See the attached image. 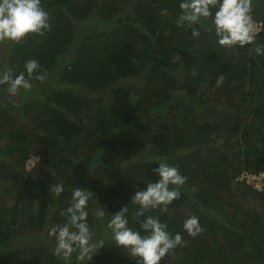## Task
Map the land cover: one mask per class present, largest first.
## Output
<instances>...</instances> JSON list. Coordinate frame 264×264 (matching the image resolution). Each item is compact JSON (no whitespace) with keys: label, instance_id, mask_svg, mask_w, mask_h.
<instances>
[{"label":"trees","instance_id":"trees-1","mask_svg":"<svg viewBox=\"0 0 264 264\" xmlns=\"http://www.w3.org/2000/svg\"><path fill=\"white\" fill-rule=\"evenodd\" d=\"M42 2L51 31L8 44L7 68L36 59L48 80L13 98L17 106L0 91V264H62L46 232L63 220L71 189L91 190L118 211L155 179L148 158L156 156L188 178L161 220L176 232L197 215L205 229L184 233L185 245L162 264H264V56L256 44L221 48L210 25L193 39L177 26L179 0ZM253 18L264 44V0H255ZM31 157L40 170L27 171ZM60 182L66 191L53 201L49 187ZM91 264L135 262L111 245Z\"/></svg>","mask_w":264,"mask_h":264},{"label":"clouds","instance_id":"clouds-1","mask_svg":"<svg viewBox=\"0 0 264 264\" xmlns=\"http://www.w3.org/2000/svg\"><path fill=\"white\" fill-rule=\"evenodd\" d=\"M254 3L255 0H179L176 23L190 29L193 39L201 36L200 26L210 25L206 30L214 34L219 47L231 50L255 43V54L264 56V44L256 43L261 29L253 18ZM51 28L50 12L42 0H0V44H20L32 35L43 37ZM48 75L38 60L28 59L22 70L0 69V91L4 99L13 101L36 88L34 81L44 84ZM223 80L222 75L218 77L217 87ZM13 104L17 106L14 101ZM148 161L158 165L152 169L155 179L149 178L145 187L118 211H107L91 190L78 186L71 189L68 205L60 211L63 220L50 223L46 232L52 254L62 264H91L101 250L111 245L122 248L135 264H162L166 256L185 245L184 233L195 238L205 231L197 215L184 219L181 231L176 232L161 220L169 206L181 198L188 178L167 157H149ZM250 180L255 187H263L262 180L255 182L251 176L249 183ZM65 191L63 182L49 187L53 201ZM90 216L93 221H103L104 226L94 228Z\"/></svg>","mask_w":264,"mask_h":264},{"label":"rangeland","instance_id":"rangeland-1","mask_svg":"<svg viewBox=\"0 0 264 264\" xmlns=\"http://www.w3.org/2000/svg\"><path fill=\"white\" fill-rule=\"evenodd\" d=\"M11 55H12V53L8 52V44H0V65H2V67H4V68L8 67L7 60L9 59V57ZM106 97H107L106 99L109 100V94H107ZM7 162H9V156H6V163ZM38 162H40L39 158L31 157L30 161L27 163V171L28 172H31V171L36 172V171L40 170L41 166H36L37 167L36 170L33 169L34 165L38 164ZM250 183L252 184L253 181L250 180ZM94 198H96V194H95ZM11 200L12 199L9 197L8 200L5 201L7 203V205H8V203L11 202ZM26 247H27V245H26Z\"/></svg>","mask_w":264,"mask_h":264}]
</instances>
